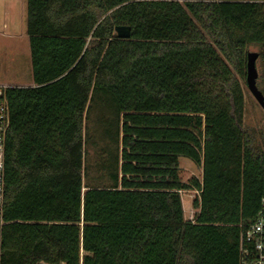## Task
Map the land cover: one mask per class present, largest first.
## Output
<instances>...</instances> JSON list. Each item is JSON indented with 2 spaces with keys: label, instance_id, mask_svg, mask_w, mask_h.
<instances>
[{
  "label": "trees",
  "instance_id": "1",
  "mask_svg": "<svg viewBox=\"0 0 264 264\" xmlns=\"http://www.w3.org/2000/svg\"><path fill=\"white\" fill-rule=\"evenodd\" d=\"M27 34L33 84L3 91L0 264H243L264 200L242 87L251 45L264 65V0H27ZM89 145L105 182L85 185Z\"/></svg>",
  "mask_w": 264,
  "mask_h": 264
},
{
  "label": "rangeland",
  "instance_id": "2",
  "mask_svg": "<svg viewBox=\"0 0 264 264\" xmlns=\"http://www.w3.org/2000/svg\"><path fill=\"white\" fill-rule=\"evenodd\" d=\"M259 52L258 45H251L248 49ZM29 37L27 34V0H0V86H31L32 70L30 59ZM258 70L257 85L264 82V65L261 57L256 61ZM245 93L244 126L255 139L257 145L264 152V108L250 92L246 80L242 81ZM93 128L91 123H88ZM97 147L89 145L85 165L87 173L85 185L101 182L102 173L97 169ZM180 176L183 182L189 183L193 178L201 179L202 168L192 160L180 158ZM194 189L181 191L184 214L187 219H195L197 209L193 202L198 197Z\"/></svg>",
  "mask_w": 264,
  "mask_h": 264
},
{
  "label": "built area",
  "instance_id": "3",
  "mask_svg": "<svg viewBox=\"0 0 264 264\" xmlns=\"http://www.w3.org/2000/svg\"><path fill=\"white\" fill-rule=\"evenodd\" d=\"M5 88L0 86V216L3 212L5 199V143L10 126L9 107L3 93ZM241 255L243 264H264V200L256 220L243 233ZM38 264L51 263L42 261ZM79 264H83V262L80 261Z\"/></svg>",
  "mask_w": 264,
  "mask_h": 264
},
{
  "label": "water",
  "instance_id": "4",
  "mask_svg": "<svg viewBox=\"0 0 264 264\" xmlns=\"http://www.w3.org/2000/svg\"><path fill=\"white\" fill-rule=\"evenodd\" d=\"M115 31L118 38L128 39L131 37L130 26L119 25L115 27ZM258 58H259L258 52L249 51L247 53L246 83L252 95L264 108V94L257 85L258 70L256 67V61L258 60Z\"/></svg>",
  "mask_w": 264,
  "mask_h": 264
}]
</instances>
